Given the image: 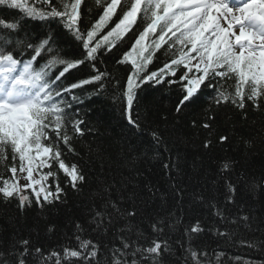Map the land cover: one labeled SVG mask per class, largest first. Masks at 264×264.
Returning a JSON list of instances; mask_svg holds the SVG:
<instances>
[{
  "label": "snow or ice",
  "instance_id": "1",
  "mask_svg": "<svg viewBox=\"0 0 264 264\" xmlns=\"http://www.w3.org/2000/svg\"><path fill=\"white\" fill-rule=\"evenodd\" d=\"M84 2L71 0L69 4L60 0L57 7L53 0H44L48 5L45 11L30 6L29 0H0V6L19 10L23 19L64 22L63 26L82 47L81 59H67L58 48H53L54 34L33 42L27 34L20 35L22 21L0 19V167L11 173L5 178L0 172V196L6 201L17 199L21 210L33 203L43 209L47 204L62 202L61 172L73 190L86 182L81 168L64 159L66 154L75 153V137L85 135V121L79 118V109L74 107V103L85 101L74 90L89 84L95 86L97 93L105 88L107 74L96 67L98 57L111 52L129 33L132 36L128 38L133 42L117 63H130L131 68L118 99L124 103L128 123L137 129L140 126L131 116L135 90L148 83L153 87L165 83L181 85L175 108L177 114L201 103L205 89L213 90L217 106L231 103L244 109L250 101L260 107L259 102L264 98V0H123V6L122 0H95L102 14L90 29L81 32L80 9ZM118 8L122 14L114 27L97 39L100 31L117 15ZM138 20L143 29L137 34L133 29ZM161 49L171 59L156 71L146 72L155 53ZM86 63L94 75L67 86L62 83L70 70ZM57 66H61V70L53 74ZM116 84L119 85V81ZM214 119L212 115L207 116L208 121ZM195 123L193 121L194 126ZM202 127L210 129L211 123L205 122ZM152 135L159 142L156 133ZM227 139V136L219 138L222 143ZM210 144L211 141H206L204 147ZM164 167L170 168V165ZM230 168L225 162L221 172L228 174ZM17 173L24 174L22 178L26 183H20ZM225 187L226 202L232 204L236 187L231 180H226ZM256 188L255 183L249 185L250 191ZM25 191H30V195L22 194ZM148 191L152 189L149 187ZM99 196L100 203L90 212L91 220L74 224L75 247L46 253L27 238L15 240L8 247H0V264H161L164 253L170 251L163 237L175 226L169 223L173 216L171 210L147 216L144 228L143 221L133 223L140 215L139 209L134 204L123 206L122 199L127 197L117 187L102 186ZM201 203L208 204L218 221L228 223L216 204L203 198ZM240 219L247 223L250 217ZM231 223L237 221L233 219ZM118 225L119 231L116 230ZM89 229L98 235L109 234L117 246L109 248L103 238H82L80 234ZM185 231L191 238L193 234L202 233L204 227L197 220ZM219 235L230 238L233 234L219 232ZM112 243L110 240L109 245ZM241 243L264 251V241ZM102 249L104 253L110 251L104 262L99 259ZM186 252L184 264H211L207 253L192 247Z\"/></svg>",
  "mask_w": 264,
  "mask_h": 264
},
{
  "label": "trees",
  "instance_id": "2",
  "mask_svg": "<svg viewBox=\"0 0 264 264\" xmlns=\"http://www.w3.org/2000/svg\"><path fill=\"white\" fill-rule=\"evenodd\" d=\"M29 3L48 10L44 0H29ZM64 3L70 4L71 0H64ZM53 4L59 7L60 0H53ZM80 11L81 32L90 29L102 14V8L95 5V0H85ZM121 14L118 8L117 15L100 31L97 39L114 27ZM0 19L22 21L20 35L27 34L33 42L54 34L53 48H58L67 59L82 58L80 42L63 26L64 22L23 19L19 10L4 6H0ZM142 29L143 24L138 20L133 31L138 34ZM128 36L118 41L111 52L101 50L104 54L98 57L96 67L107 74L105 88L97 93L95 86L89 84L74 90L85 101L74 103L79 109V118L85 121V135L75 137V153L66 154L64 159L81 168L86 182L73 190L67 185L64 174L59 173L64 188L62 202L47 204L43 209L33 203L21 210L17 199L6 201L0 196V247H8L13 241L25 238L34 246L45 249L46 253L75 247L74 224L90 221V212L100 203L99 189L114 185L127 197L122 199L123 206L134 204L139 209L140 215L134 224L143 221L142 227L146 228L147 216L171 210L173 216L169 223L175 226L163 237L168 241L170 251L164 253L161 264H184L189 247L207 253L211 264H264V251L241 243L244 240H254L258 244L264 241V98L259 102L260 107L253 106L250 101L244 109L231 103L217 106L213 101V90L205 89L201 103L190 105L177 114L175 108L181 85L165 83L153 87L148 83L135 90L137 95L131 116L140 126L137 129L128 123L124 103L118 99L131 68L130 63H117L131 47L133 40ZM170 59L161 49L155 53L146 72L156 71ZM59 70L61 66L52 72L55 74ZM94 74L86 63L70 70L62 83L67 86ZM208 115L215 119L208 121ZM205 122L211 123L210 129L202 127ZM221 136H227V141L220 142ZM206 141H211L208 148L204 147ZM225 162L231 165L228 174L221 172ZM165 164L170 168H165ZM0 172L5 178L11 176L2 167ZM17 175L21 177L20 173ZM226 180H231L236 187L232 204L226 202ZM251 183L257 185L254 192L249 190ZM24 195H30V191ZM201 198L216 204L228 223L218 221L208 204L201 203ZM243 216H249L250 220L242 222ZM233 219L237 223L232 224ZM197 220L204 231L190 238L185 229ZM119 228L120 225L116 230ZM219 232L233 235L225 238ZM80 235L84 239L103 238L109 248L117 246L113 237L105 232L98 235L89 229ZM110 240L113 243L109 245ZM101 252L99 259L104 262L110 251L104 253L102 249Z\"/></svg>",
  "mask_w": 264,
  "mask_h": 264
},
{
  "label": "rangeland",
  "instance_id": "3",
  "mask_svg": "<svg viewBox=\"0 0 264 264\" xmlns=\"http://www.w3.org/2000/svg\"><path fill=\"white\" fill-rule=\"evenodd\" d=\"M24 174H21V179H20V183L24 184L26 183V181L22 178ZM27 191L23 192L22 194H26Z\"/></svg>",
  "mask_w": 264,
  "mask_h": 264
}]
</instances>
